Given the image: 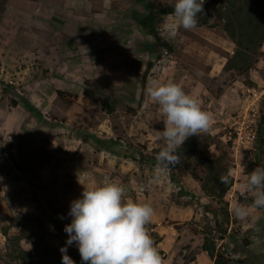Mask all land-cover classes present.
<instances>
[{"label":"rangeland","instance_id":"rangeland-1","mask_svg":"<svg viewBox=\"0 0 264 264\" xmlns=\"http://www.w3.org/2000/svg\"><path fill=\"white\" fill-rule=\"evenodd\" d=\"M174 2L0 0V264L16 262L2 231L14 217L22 246L49 249L40 256L50 261L68 238L71 202L105 178L151 203L146 229L164 264H215L220 255L264 264V208L243 220L231 211L251 206L240 186L264 167V44L248 72L227 69L237 43L225 29L232 3L262 21L264 0H205L197 27L169 38ZM153 81L181 84L214 118L193 135L200 151L159 175L164 125L146 95ZM208 155L211 175L232 174L223 198L193 173L205 175Z\"/></svg>","mask_w":264,"mask_h":264},{"label":"clouds","instance_id":"clouds-1","mask_svg":"<svg viewBox=\"0 0 264 264\" xmlns=\"http://www.w3.org/2000/svg\"><path fill=\"white\" fill-rule=\"evenodd\" d=\"M205 0H175L174 12L165 28L169 38L178 30L197 27L198 14ZM146 95L158 104L163 121L160 138L164 147L156 156V171L179 163L178 150L185 141L202 132H208L213 116L205 110L197 97L187 93L176 82H151ZM231 172L221 176V183H230ZM125 187L119 180L105 178L87 187L81 196L71 202L64 232L67 240L60 248L61 264H75L68 248L75 244L81 264H164L159 248L146 229L154 215L151 203L127 199ZM240 192L252 198L251 206L237 204L231 211L237 219L250 215V209L264 208V167H256L240 186ZM63 218V217H61Z\"/></svg>","mask_w":264,"mask_h":264},{"label":"trees","instance_id":"trees-1","mask_svg":"<svg viewBox=\"0 0 264 264\" xmlns=\"http://www.w3.org/2000/svg\"><path fill=\"white\" fill-rule=\"evenodd\" d=\"M236 3L231 4V8L228 10L226 16L225 29L231 36V38L237 43V50L234 55L227 62V69L238 70L242 72H248L253 66L254 59L259 54V49L264 44V19L255 18L249 10L244 9V7H238ZM261 17V16H260ZM259 17V18H260ZM198 136L189 137L184 145L178 150L179 157L188 156V154H194L199 152L196 148L198 144L195 142ZM205 175L200 176L197 173L196 168L193 169L194 175L201 177L203 183V188L207 194L212 196H220L223 198L228 190L233 185V179L230 178V183H221V174L211 175L214 173V168L212 166L211 157L206 156ZM197 173V174H196ZM32 221H35L36 225H41L40 221L36 218L30 216ZM14 227H18L19 230L14 234H11V230ZM3 234L10 240L14 242L17 250L16 262L15 264H61L62 253L60 251L50 250L55 252L53 258L49 261L48 259L42 258L43 251H49V249L44 248H33V250L25 249L21 242L25 237V229L20 223V219L14 217L11 219L10 223L3 228ZM12 236L15 238L12 240ZM203 250L208 251L211 256L215 254V246H211L208 240H205L203 245ZM49 254V253H48ZM68 255L75 261V264H81V256L78 249L68 252ZM2 264H12V263H2ZM215 264H225L222 261V256H218Z\"/></svg>","mask_w":264,"mask_h":264},{"label":"water","instance_id":"water-1","mask_svg":"<svg viewBox=\"0 0 264 264\" xmlns=\"http://www.w3.org/2000/svg\"><path fill=\"white\" fill-rule=\"evenodd\" d=\"M163 12L165 11V9L162 10Z\"/></svg>","mask_w":264,"mask_h":264}]
</instances>
